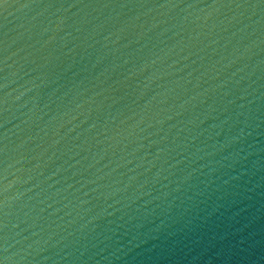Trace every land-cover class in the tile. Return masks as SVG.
<instances>
[{"label":"water","instance_id":"water-1","mask_svg":"<svg viewBox=\"0 0 264 264\" xmlns=\"http://www.w3.org/2000/svg\"><path fill=\"white\" fill-rule=\"evenodd\" d=\"M0 264H264V0H0Z\"/></svg>","mask_w":264,"mask_h":264}]
</instances>
